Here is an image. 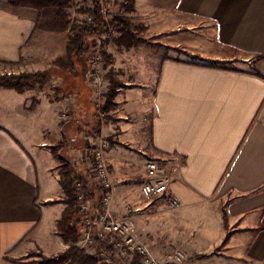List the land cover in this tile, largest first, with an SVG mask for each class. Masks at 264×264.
Wrapping results in <instances>:
<instances>
[{
    "label": "crops",
    "instance_id": "obj_1",
    "mask_svg": "<svg viewBox=\"0 0 264 264\" xmlns=\"http://www.w3.org/2000/svg\"><path fill=\"white\" fill-rule=\"evenodd\" d=\"M61 4L0 0V64L49 70L53 89L30 105L32 90L0 88V264L68 249L56 228L66 199L59 158L94 189L84 140L90 131L106 141L117 134L106 155L111 212L134 220L157 261L179 246L202 256L196 264H264V0H134L128 21L155 51L130 48L111 61L141 58L151 67L138 75L132 68L142 85L123 81L109 112L116 119L102 125L89 113L85 74L69 67ZM187 54L226 65L191 63ZM251 58L262 63L258 73L229 65ZM154 76L152 87L144 78ZM135 150L169 166L166 196L178 209L160 198L136 201L135 160L121 155ZM88 201L95 200L88 194ZM186 210L200 211L195 223Z\"/></svg>",
    "mask_w": 264,
    "mask_h": 264
},
{
    "label": "rangeland",
    "instance_id": "obj_2",
    "mask_svg": "<svg viewBox=\"0 0 264 264\" xmlns=\"http://www.w3.org/2000/svg\"><path fill=\"white\" fill-rule=\"evenodd\" d=\"M56 3L58 2L57 0ZM62 2L61 6H59V9L57 11V14H59L60 17H65L68 18V22H67V30H64V37H62L61 39L63 40V44H65V51L67 50L68 47V43H69V39H70V35L72 34V28L76 25H80L83 24L86 21H89V16L85 13V11L89 8H91V1L90 0H59ZM49 4L55 5L49 1H47ZM110 8V13L108 15V20H111V18L114 15H122L126 21L128 22V24L130 25L129 29V35L128 34H121L120 32V28L118 27H110L111 29H108L107 33L105 35H103L101 38L96 39L94 41L91 42V48L89 50V60L92 57L91 55L94 54L95 52L99 54L100 59L98 61L97 64V69L100 72V75L104 81V86H103V90H102V94L103 97L101 98V103L103 105V113L105 114V116H103V121L101 119L98 118V115H96V110L94 105L91 107L92 110H94L93 112H91V108H89V113H91V115L95 116V120L96 122H98L100 125L105 124L106 122L108 123L109 119H111V117L113 119H116L114 116L115 115H110L109 112L111 109H113V100L112 103L108 106V108H106V102H107V95H108V91H109V86H110V82H112L115 85V93H116V89L118 87H121L122 90L124 91V89L126 88V86L123 85V81H133L134 87L136 86H141L142 84L139 83L138 81H136V77H134L133 75L136 74L138 75L140 73V70L142 67H146V65L149 64V66L147 67H151V63H145L140 61L141 58H139L137 61H134L133 59L131 61H111V55L110 54H118V53H124L125 51H130V48H134V50L136 52H141V51H146L145 53H152L155 51V46L152 45H148L145 44L148 42L147 39L142 38V31L139 28H135L133 25H131V23L128 21V15L127 13H124V11L122 9H116L113 7H109ZM136 31V32H135ZM134 34V35H133ZM138 38V39H137ZM140 38V39H139ZM164 49L160 48V52L162 53H166V54H171L168 51H163ZM68 54V53H67ZM174 54V53H173ZM188 55V54H187ZM175 56H181L180 54H175ZM183 59L186 61H189L191 63H206V64H210V65H220V66H225V62H211V61H203L201 58H199L198 56H186V58L183 56ZM114 63V68L110 67V65H113ZM89 63V61H88ZM260 64H262L260 61H258L257 58H251L249 63L246 62H242V61H237L234 63H229L230 67H234V68H240V69H245L248 71H252V72H256L258 73L257 68H260ZM116 65V67H115ZM69 67H71L72 70H77L79 71V73L81 72V68L78 64H74V66H71L69 64ZM131 69L132 71H130L129 69ZM132 68H136V72L134 73V69ZM155 68V66H154ZM88 69V66H87ZM117 70V71H116ZM134 70V71H133ZM40 71H33V70H28L26 68H11V67H7L5 65H0V76L1 75H9L11 74H15V75H21V74H35L38 73ZM132 74H130V73ZM134 73V74H133ZM127 74V75H126ZM87 75H88V71H87ZM118 75L124 76V77H120ZM51 79H52V75L51 78L43 85H35L33 87V89H31V95H32V99L29 100L28 104L30 105H34L35 101H37L36 99L40 98L41 95L45 94V91L47 92H51L53 89L49 88V86L51 85ZM54 79V78H53ZM84 81L85 83H87L88 85V78L86 77V74L84 75ZM148 79V80H147ZM144 80H146V83H149V85H151L152 87H154L155 85V81H156V77L154 76L153 78L150 77H145ZM89 86V85H88ZM50 95V94H48ZM51 96H54L53 93L51 94ZM151 96H152V91L149 87V92H147L146 97L148 99L147 102H149L148 104L150 105V100H151ZM94 107V109H93ZM147 128V127H145ZM148 129V128H147ZM146 129V130H147ZM115 136L111 137L109 140L107 139H100L99 136L97 135V133H92V131L90 132H85L84 133V137L88 138L92 143H95L97 146L99 144H101L105 150V158L106 155L108 153L109 148L111 147V145H113L114 141H118L119 139H115V137L117 136V134H114ZM148 139L149 134H148V130L146 132L145 135ZM145 144H148V140L145 141ZM123 153L121 155H123L122 157L124 158V161H126L128 159V155L131 156L132 160L134 161V171L136 172V176L132 177L133 179V183L136 187H138L139 189L141 188V185L143 183L144 177H143V173L145 172V165L148 161L153 160L152 156L146 154V155H141L138 154L136 152V150L131 153V151H122ZM127 158V159H126ZM107 161V159H106ZM108 164V163H107ZM169 166L166 165V173L168 175V177L171 176V171L168 168ZM109 168V166H108ZM113 183V182H112ZM114 187V186H113ZM140 199V201H139ZM144 200L141 196L140 198L138 197L136 199V201L142 202L144 203ZM156 202H152V203H159L157 202L158 200H154ZM138 202V204H140ZM161 204V202L159 203ZM161 206V205H160ZM165 209V208H164ZM167 209V208H166ZM165 209V211H167ZM200 211L198 210H186L185 211V215L188 216V218H191V221L195 223V221L199 218L200 216ZM116 218V217H115ZM81 240V239H80ZM76 244V247L79 248V242ZM190 247L193 248V244H189ZM69 248V246H68ZM67 250V249H66ZM65 250V251H66ZM150 251V250H149ZM173 251H180L184 254L185 259L178 264H192V263H197L199 260V258H201L202 256L199 253H195V252H191V251H186V249H184L183 247H172V250L166 252L165 254H163V260L160 262H165L166 263V258L167 255L171 254ZM64 252V251H63ZM216 252V250L214 251ZM62 253V252H61ZM85 254L87 255H93L94 251L93 250H88V251H84ZM151 253V251H150ZM151 255L153 256V254L151 253ZM42 253L34 250L32 252H30L28 254V256L25 258L24 262L25 264H41V257ZM49 258V257H48ZM154 258V257H153ZM129 260V258H127L126 256H121L119 263L120 264H127V261ZM131 260V259H130ZM133 260V259H132ZM159 262V261H158ZM159 262V263H160ZM71 261H68L65 264H70ZM161 264V263H160ZM166 264H172V263H166Z\"/></svg>",
    "mask_w": 264,
    "mask_h": 264
},
{
    "label": "built area",
    "instance_id": "obj_3",
    "mask_svg": "<svg viewBox=\"0 0 264 264\" xmlns=\"http://www.w3.org/2000/svg\"><path fill=\"white\" fill-rule=\"evenodd\" d=\"M116 0H100L103 8ZM122 5L127 0H118ZM105 13V20L108 15ZM111 29V28H110ZM88 63V84L93 91L92 102L96 115L103 121V97L102 88L104 81L97 69L100 56L98 53L91 55ZM87 143L86 155L91 165V181L93 188L99 193V201L93 210V217H89L88 194L80 182L73 185L76 209L85 218L86 228L79 242V248L88 251L93 250L98 264H120L121 256L129 258L127 262L136 258L137 264H160L151 255L149 248L137 233V228L132 218H115L111 212L112 193L114 190L111 174L105 158V150L101 144L98 146L84 137ZM170 179L163 164L156 160H150L145 165V177L141 185V195L147 201L163 199L166 207L176 210L180 204L176 198L166 196ZM103 246L98 250V244ZM131 259V260H130ZM185 259L180 251H173L167 255L166 263L178 264Z\"/></svg>",
    "mask_w": 264,
    "mask_h": 264
},
{
    "label": "trees",
    "instance_id": "obj_4",
    "mask_svg": "<svg viewBox=\"0 0 264 264\" xmlns=\"http://www.w3.org/2000/svg\"><path fill=\"white\" fill-rule=\"evenodd\" d=\"M56 4L54 0H46ZM59 1V0H57ZM91 8L87 9L85 13L89 16V21L83 24L76 25L72 28L70 35L67 53L69 56V64L74 66L78 64L81 71L87 74V66L89 61V50L91 42L101 38L110 29V27L120 28L121 34L129 35L130 25L122 15H114L110 22L105 20V11L110 13V6L116 9H122L124 13H130L133 10V1L127 0V4L122 5L118 0L111 2L106 8H103L100 0H90ZM1 65V64H0ZM51 72L43 71L35 74H9L0 76V88L13 90L18 94L33 89L35 85H43L51 78ZM115 85L110 82L109 91L107 95L106 108L112 103L115 96ZM61 163V187L65 194V208L61 219L57 222V234L61 240L69 246V248L53 257H41V264H65L71 261L70 264H98L95 253L87 255L84 250L77 248L76 244L82 238L83 232L86 228L85 218L76 209V202L74 199L73 185L75 182H80L87 194L90 195V200L94 199V203L89 204V217H93L94 207L99 201V193L95 189H90L84 178H77L73 171L71 162L65 158H59ZM90 202V201H89ZM98 244L97 250L102 247ZM137 259L134 258L127 264H137Z\"/></svg>",
    "mask_w": 264,
    "mask_h": 264
}]
</instances>
